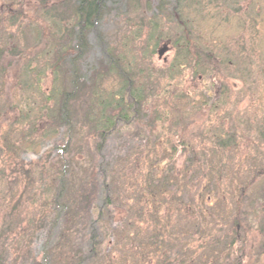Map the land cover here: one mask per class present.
I'll return each mask as SVG.
<instances>
[{
  "label": "trees",
  "instance_id": "1",
  "mask_svg": "<svg viewBox=\"0 0 264 264\" xmlns=\"http://www.w3.org/2000/svg\"><path fill=\"white\" fill-rule=\"evenodd\" d=\"M122 1L61 0L46 5V0H40L37 5L42 18L60 25L61 39L47 50L52 56L50 63L46 60L43 66L32 68L29 64L28 68L37 75V79L31 77L39 89L45 68L49 67L53 74L52 92H56L57 97L56 105L50 109V118H55L53 121L61 128L63 142L54 146L57 166L49 177L53 199L50 203L53 205L48 209L46 226L41 227L39 236L33 235L38 237L33 251L40 259L29 258L28 264H51V251L60 243L69 244L64 255L65 264H105L112 248L111 251L107 246L102 249L106 242L103 227L109 232L110 243H115L111 244L113 253L117 245V251L125 257V250L130 252L137 261L134 264H239V259L233 260L232 256L240 255V246H248L244 222L247 226L255 225L256 237L249 250L254 259L252 264H259V257L264 255V168H259V127L247 131L240 127L241 121L239 127L232 122L229 127H202L197 137L192 138L184 135L186 129L183 127V135L178 134L171 143L168 135L172 125H180L195 111L184 92L179 94L181 100L176 103L175 100L167 102L170 103L169 110L163 108L160 113L155 110L146 127L145 121L149 119L147 104L153 92L149 85L153 83L144 80L137 83L134 71L122 65L104 34L105 16L117 9ZM175 3L170 20L175 23L176 31H168V37L175 38L180 57L190 58L191 77L212 76L211 55L192 38L191 27L180 15L178 2ZM163 7L160 3L150 12L152 20L159 19ZM149 8L148 5L146 10ZM23 15L21 2L3 0L0 4L2 79L7 75L3 64H18L22 56L18 36L14 32H4L7 25L17 29ZM72 51L75 54L71 58ZM89 53L91 59H87ZM99 64L105 67L104 72L114 73L120 83L109 98L102 97L99 88L103 77V72L96 71ZM174 64L180 66L177 62ZM23 69L25 71L21 66L19 71L16 70L19 73L16 77L22 78ZM141 71L138 73L142 74ZM91 73H94L93 78ZM146 75L149 77V73ZM210 83L198 97L205 104L210 102L208 109L223 108L230 99L227 87L222 82ZM23 85L29 86V83L21 80L18 86ZM56 85L58 89H55ZM84 90L88 94H84ZM0 94V115L4 117L13 107L2 87ZM23 99L24 114L27 115L34 102L27 96ZM81 99H84L83 103L87 102L85 110L82 108L81 111L85 120L78 117L76 111ZM236 117L245 119L239 114ZM173 118L175 122H171ZM34 119L33 123L38 120L35 116ZM221 121L224 123V118ZM167 122L168 127H157V124L164 126ZM132 125L135 127H128ZM123 129H132L129 141H119L118 150L117 145L110 147L115 133L117 135ZM239 129L242 136H238ZM252 131L255 134L250 137ZM56 132L59 134L58 130ZM79 133L92 137L89 150L92 160L75 175L71 169V152H68ZM18 138L0 134V181L6 175L9 162L17 156L20 160L27 154V149H31L24 148ZM241 138L248 139L251 148H258L255 154L243 155L250 165L246 172L240 166H232L231 158H226L228 150L238 147ZM145 140H150V144L144 143ZM128 142L126 149L130 156L126 160L119 151ZM179 155L184 156L181 162ZM114 156H117L116 163L112 159ZM18 164H14V171ZM118 165L129 166L130 173L114 177L112 172ZM115 209L123 212L124 217L115 219ZM34 225L33 220H29L16 227L11 219L8 220L0 231V264L8 263L11 246H17L18 254L22 253L24 245L30 247L26 244L32 241L28 239L33 237ZM14 233L20 234L16 237ZM128 243L129 249L126 248ZM23 259L27 262L25 256Z\"/></svg>",
  "mask_w": 264,
  "mask_h": 264
},
{
  "label": "rangeland",
  "instance_id": "2",
  "mask_svg": "<svg viewBox=\"0 0 264 264\" xmlns=\"http://www.w3.org/2000/svg\"><path fill=\"white\" fill-rule=\"evenodd\" d=\"M2 1L0 0V4ZM5 1L21 2L24 15L19 21L20 26L17 29L7 25L6 32H4V34L14 32L18 36L22 56L18 64H3L6 69L4 74L7 75L3 76V79L0 78V88L2 87L6 93V98H9L13 109L8 111L4 117L0 115V134L19 137L24 148L30 147L31 149H27V154H23L20 160L17 156L12 159V162H9L5 169L6 175L0 181V231L10 219L16 227L18 225L21 227L23 223L26 224L27 221L33 220L35 225L32 236L34 234L39 236V232L43 229L41 227L46 226L48 209L53 205L50 203L53 199L51 198L52 190L49 177L57 166L54 146L62 145L63 135L61 128L56 125V121H53L55 118L53 120L50 118V109L56 105L57 97L56 92H52L53 74L49 67L45 68L44 77L39 83L41 89H39L38 83L32 80V77L37 79V75L34 70L28 67L29 64L32 68L43 66L46 60L50 63L52 56L47 54V50L54 45L53 43L57 44L60 41L61 32L58 28L60 25L55 24L54 20L48 22L40 16L41 12L37 9L40 0ZM59 1L61 0H46V5L57 4ZM175 2H178L180 15L191 27L192 38H195L208 51V55H211L214 68L213 77L209 75L203 76V78L197 76L198 79L191 77L190 58L187 60L180 57L178 47L174 43L175 38L168 37V31H176L175 23L170 20L173 16L172 10L176 5ZM160 3H163L164 7L159 12V19L152 20L150 12L158 8ZM148 5L150 6L149 11L146 10ZM108 13L104 18V34L112 51L121 59L123 66L134 71L137 83H142L143 80L148 84L153 83V85H149V87H153V92L152 97L148 99L149 119L147 118L145 121L146 127H148L151 117H154L155 110L157 113H160L163 108L169 110V104L173 100L175 103L181 100L179 94L184 92L191 100V107L195 111L190 116H186L180 125H172L168 135V140L171 143L178 134L183 135V127L186 129L184 135L192 138L193 136L197 137V133L202 127H229L232 122H236L235 126L239 127L238 122L241 121V123L239 122L242 124L240 127L247 131L259 127V132H261L258 143L259 168H264V0H123L122 4H118L117 9ZM154 23L158 25L155 26ZM164 43H167L169 48L159 58L157 50ZM179 48L182 49L181 46ZM74 54L75 52L72 51L70 57L72 58ZM88 55L87 59H91V54ZM179 59L181 60L179 61ZM175 62L180 66L174 64ZM172 65L177 67L171 70ZM21 66L25 68L22 78L16 77L18 73L16 70L19 71ZM97 67L96 71L103 72V77L100 80L101 85H99L102 97L107 98L108 96L109 98V94H113L119 88V80L114 73L104 72L105 67L100 64ZM141 69L142 74L138 73ZM146 73H149V77ZM0 74L2 75V73ZM33 74L35 75L33 76ZM93 76L94 73H91L92 78ZM21 80L29 83V86H18ZM33 81L35 82L33 83ZM210 82L216 83V85L222 82L227 87L230 99L223 108L208 109L210 102L205 104L204 100L200 99V96L198 97V94L211 85ZM55 89H58V85L55 86ZM85 90L84 94H88ZM26 96L34 102L33 109L29 110L27 115L24 114L26 108L23 99ZM47 96H50V99L46 98ZM83 100H80L76 111L77 116L83 117L85 120L81 111L82 108L85 110L87 102L83 103ZM167 102L170 103L167 104ZM174 111L172 112L174 113ZM237 114L245 119L237 118ZM34 116L36 120L38 119L35 123H33ZM221 118H224V123ZM171 120V122H175L174 118ZM168 126V122L164 126L157 124V127ZM119 127L127 126L119 125ZM55 130H58L59 134ZM123 130L117 135L115 133L111 139L110 147L117 145L118 150L119 141L126 142V139L129 141L132 129ZM241 131V129L238 130V136H242ZM254 134L255 132L252 131L249 136L253 137ZM91 138L79 133L75 135L69 147L68 153L71 152L70 157L73 160L71 169L75 175L80 173L78 169L92 160L89 151ZM163 141L165 140L163 139ZM144 143L148 145L150 140L148 142L145 140ZM125 145L127 146L119 152L121 157L127 160L130 156L126 149L129 147V142ZM257 149L256 147L251 148L248 139L242 140L241 138L238 141V147L228 150L226 158H231L232 166L236 168L240 166L241 170L246 172L250 165L243 155H250L253 152L255 154L258 152ZM179 156L178 161L184 158V156ZM116 157L112 158L114 163L117 162ZM16 162H19L18 169L14 171ZM119 165L112 172L114 177L119 178L121 175L130 173L129 166ZM115 210L116 214H113L115 219L124 217L123 212ZM229 210L234 212L231 207ZM7 214H11V217H7ZM242 224L247 229L248 246L245 244L240 246V255H234L232 258L233 260L238 258L239 264H252L254 259L249 249L252 246L251 242L255 241L256 230L253 227L255 225L247 226L245 222ZM102 231L106 235V242L103 243L102 249L107 246L111 251L112 248V252L107 255L105 264L137 263L136 259H133L129 254L130 252L125 250L127 255L125 257L120 251H117V245L114 246L116 252L113 253L112 245L115 243H110L106 227H103ZM19 234L14 233L13 235L18 237ZM37 238V236L29 238L28 240H32L30 242L25 239L24 241L28 242L26 245H30V247L24 245L21 254H18L17 246H11L7 264H28V259L34 257L39 260L40 256L33 251L34 244L38 242ZM2 243L5 244V242ZM64 244L60 243L59 249L53 247L50 257L51 264H65L64 255L69 244ZM130 247V243H128L126 248ZM23 255L27 262L24 261ZM261 263H264V255L259 257V264Z\"/></svg>",
  "mask_w": 264,
  "mask_h": 264
},
{
  "label": "water",
  "instance_id": "3",
  "mask_svg": "<svg viewBox=\"0 0 264 264\" xmlns=\"http://www.w3.org/2000/svg\"><path fill=\"white\" fill-rule=\"evenodd\" d=\"M168 48L169 47L167 43H164L162 46H160L157 50L158 57L161 58L166 53V51H168Z\"/></svg>",
  "mask_w": 264,
  "mask_h": 264
},
{
  "label": "flooded vegetation",
  "instance_id": "4",
  "mask_svg": "<svg viewBox=\"0 0 264 264\" xmlns=\"http://www.w3.org/2000/svg\"><path fill=\"white\" fill-rule=\"evenodd\" d=\"M2 96H1V94H0V98H1ZM0 127H1V125H0Z\"/></svg>",
  "mask_w": 264,
  "mask_h": 264
}]
</instances>
